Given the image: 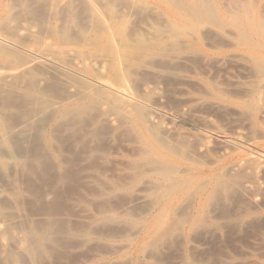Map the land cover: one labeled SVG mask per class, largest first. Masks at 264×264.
Listing matches in <instances>:
<instances>
[{
	"label": "rangeland",
	"instance_id": "obj_1",
	"mask_svg": "<svg viewBox=\"0 0 264 264\" xmlns=\"http://www.w3.org/2000/svg\"><path fill=\"white\" fill-rule=\"evenodd\" d=\"M262 3L0 0V68H6L0 69V264H264V170H257L251 188L255 197L234 187L238 195L231 187L226 193L232 195L226 198L224 191L223 199L208 205L205 217H198L208 220L207 225L199 220L192 224L197 215L192 211L180 217L164 215L163 201L148 214L135 197L143 181H158L168 174L163 167L160 172L148 171L152 163L160 162L154 150L158 146L146 144L148 134L137 120L155 91L163 94L168 103L164 106L191 115L183 122L173 120L169 117L176 109H171V115L161 120L186 144L197 146L211 127L232 138L231 109L245 95L236 81L253 70L242 51L248 44L241 39L233 14L264 16ZM232 54L238 57L232 59ZM45 59L58 66H48ZM242 63L247 67L241 68ZM183 76L191 79L184 81ZM181 84L188 95H181ZM212 101L229 110L218 109ZM181 103L186 104L180 107ZM263 120L258 125L264 132ZM258 144L262 145L259 139L249 149L256 151ZM238 153L226 155L220 166L247 155ZM25 156H31L30 161ZM32 157L37 159L31 161ZM147 159L151 160L146 164ZM141 163L147 166L140 167ZM149 190L145 194L151 195ZM185 217L189 220L181 221ZM27 246L35 251L28 252Z\"/></svg>",
	"mask_w": 264,
	"mask_h": 264
},
{
	"label": "bare ground",
	"instance_id": "obj_2",
	"mask_svg": "<svg viewBox=\"0 0 264 264\" xmlns=\"http://www.w3.org/2000/svg\"><path fill=\"white\" fill-rule=\"evenodd\" d=\"M244 1V0H243ZM236 2V1H235ZM239 2L236 3V5H238ZM255 3V1H254ZM253 3V4H254ZM263 4V3H262ZM206 6V5H203ZM234 8V3L233 5ZM255 6V5H254ZM252 7V6H251ZM261 7V6H260ZM263 10L260 9V11L264 12V4L262 5ZM206 8V7H204ZM221 8V7H220ZM236 8V7H235ZM239 8V7H237ZM246 8V7H245ZM258 8V7H257ZM222 9V8H221ZM226 9V8H224ZM210 10V9H208ZM229 10V8H228ZM240 10V9H239ZM207 11V10H206ZM222 11V10H221ZM233 11V10H231ZM231 11H229V13H231ZM246 12V11H245ZM248 12V11H247ZM195 13V12H194ZM197 13V12H196ZM199 13H202L201 11H199ZM189 14V13H188ZM191 14V13H190ZM222 14V13H221ZM198 15V14H196ZM213 15V13H212ZM232 15V14H230ZM234 17H236V25L241 27V31H240V37L243 41H245V43L247 42L248 46L244 45V47L242 48L243 54L245 56L248 57L249 61H250V66L252 67L251 71V76H247L248 74L246 73L244 75H242V73H238L240 75H242L241 79L243 78V80L241 81H236V84L239 83L241 85V88H239L240 91H243V94H245L241 100V102L239 103L238 106H236L235 108H232L231 110L234 111V114L228 113L226 115H234V119L231 122L230 127V131L232 132V138H228L218 127L212 128L210 125V122L205 125V126H209L211 127V129L209 128V130H205L201 135V141L197 146H191L193 145V143L191 145L186 144L185 142H187L185 139L184 141L181 139V137L176 134L174 127H172L171 125H168L166 123H163L161 120L165 115H171L169 112L171 111V109H173V111L176 109V111H174V113L171 115L173 120H177V121H182L185 119V117H187L188 115L185 113V111L183 110H177L178 108H168V106H164L165 104L167 105L168 103L163 102V97L162 95L158 92L155 91L154 92V96L155 98H157L153 101H151L153 98H151V100H149L148 103L145 104V111L142 113H139L137 116V120L138 123L140 124V126L144 129V131L147 132L148 137L146 139V144L147 145H157L158 148L155 147V151H156V155L157 157L160 159V162H154L152 163L151 161V165L148 168V171H151L153 173L155 172H160V169L166 168L164 171L167 170L168 174L164 175L165 173H163L162 175V179H159L158 181H148V179H146L145 181H143L142 186L140 184V187L138 188L137 191H139L142 187V189L139 191V193L135 196L137 197V200L140 204H142L145 207V211L149 212L151 210V208L154 207V205H156L158 202H165L167 208L164 211V215L167 213L172 212V214L174 216L180 217L179 215H181L183 212H189L192 211L193 215L194 213H196L197 215L196 217L200 218V216H203L206 212V208L211 207L210 204L213 202V204L215 203L214 201H216L218 199V197H222V193L225 191V195H227L228 193L231 194L230 192L226 193V190H228L229 188L232 187V190L236 189H240L241 191H243L245 194L247 191H250L251 194H249V196H252L254 189L252 190V185L254 186V179L256 177V173L257 170L258 171H263L264 170V132L259 128L258 125V121L259 119L262 120L264 119V117L262 116V114L264 115V16L262 15H257V13L252 14V13H245V15L241 14L239 11L235 12L233 14ZM193 17V16H192ZM191 17V18H192ZM199 17V16H198ZM201 17V14H200ZM238 17V19H237ZM240 19V20H239ZM242 19V20H241ZM210 20V19H209ZM207 21L206 22H211V21ZM213 20V19H212ZM205 22V23H206ZM220 22V21H219ZM213 23V22H212ZM222 23V22H221ZM224 23V21H223ZM214 24V23H213ZM221 25V24H220ZM232 25V24H230ZM234 25V24H233ZM232 25V26H233ZM192 26V25H191ZM223 26V25H222ZM196 29V28H195ZM201 29V28H200ZM202 34V33H201ZM190 36V35H189ZM202 36V35H201ZM206 38V35H203ZM233 36L235 37V35L233 34ZM195 37V36H194ZM192 38V37H191ZM233 39V38H232ZM204 40V39H203ZM205 41V40H204ZM231 43V42H230ZM232 44V43H231ZM230 44V45H231ZM206 45V44H204ZM194 46H196L194 44ZM233 46V44H232ZM231 46V47H232ZM210 47V46H209ZM216 47V46H215ZM221 47V46H220ZM234 47V46H233ZM214 48V47H212ZM225 49V47H223ZM236 48V47H235ZM200 49V48H199ZM208 51V50H206ZM229 51V50H228ZM239 51V50H238ZM222 52V51H221ZM190 54V53H189ZM211 55V53H210ZM217 55V53H216ZM235 54H232L230 57L232 59H235L236 57H238V55L234 56ZM241 56H239L240 58ZM187 59L188 57H182V59L180 58V60H184ZM229 58V57H228ZM229 58V59H230ZM244 58V57H242ZM241 58V59H242ZM192 59V56H191ZM214 59V58H213ZM220 59V58H219ZM188 60V59H187ZM185 60V62L187 61ZM221 60V59H220ZM231 60V59H230ZM240 60V59H239ZM244 60V59H243ZM242 60V61H243ZM216 61V60H215ZM227 61V60H226ZM225 61V62H226ZM183 62V61H181ZM219 62V61H218ZM231 62V61H230ZM234 61H232L233 63ZM44 63L47 64L48 66H58L57 64H54V62H52L51 60L45 59ZM184 63V62H183ZM239 63V62H238ZM235 64V63H234ZM243 64V63H242ZM242 64H240L241 68H244L245 65L243 66ZM239 65V64H237ZM56 66V67H57ZM103 66V65H102ZM181 66V65H180ZM247 67V65H246ZM59 68V67H58ZM64 68V67H63ZM100 71L98 70V73L101 72V67L99 66ZM190 68V67H189ZM250 68V67H249ZM0 69H6V68H0ZM12 69V68H11ZM49 69V68H48ZM98 69V68H97ZM97 69H95L97 71ZM177 69V68H176ZM192 69V68H191ZM190 69V70H191ZM248 69V68H247ZM245 70V72H247L248 70ZM249 69V70H251ZM55 70V68H54ZM57 70V69H56ZM104 70V69H103ZM8 71V69L6 70ZM13 72L14 70H10L9 72ZM172 71V70H170ZM182 71V70H181ZM254 71V72H253ZM5 73V71H3ZM176 72V70H175ZM191 72V71H190ZM244 72V71H242ZM6 73V74H8ZM11 74V73H10ZM8 74V75H10ZM188 74V72H187ZM194 74V73H193ZM231 74V73H230ZM239 75V76H240ZM5 76V75H4ZM127 76V75H126ZM123 77V78H126ZM194 76V75H193ZM232 77V76H231ZM31 78V77H30ZM122 78V79H123ZM234 78V76H233ZM3 79V78H0ZM191 78H189L188 76H183V80L184 81H188ZM26 80V79H25ZM4 81V80H3ZM120 81V80H118ZM206 81V80H205ZM235 81V80H234ZM123 82V81H122ZM127 82V81H126ZM129 82V80H128ZM180 82V81H179ZM177 82V83H179ZM196 82V81H195ZM198 82V81H197ZM204 82V81H203ZM232 83H234L233 81H231ZM160 83V82H159ZM158 83V84H159ZM191 82L189 81V84ZM124 84V83H123ZM122 84V85H123ZM163 84V83H162ZM161 84V85H162ZM188 84V83H187ZM188 84V85H189ZM230 84V83H229ZM109 85V84H108ZM185 84H181L179 87V90L181 91V95L185 96L188 95V90L186 89V87L184 86ZM212 85V84H211ZM220 85V84H219ZM231 85V84H230ZM124 86V85H123ZM126 86H128L126 84ZM225 86V85H224ZM83 87V86H82ZM190 88V85L188 86ZM29 88V87H28ZM36 89V87H34ZM131 87L129 86V89ZM153 88V87H152ZM158 88V86H157ZM193 88V87H192ZM221 88V87H218ZM128 89V90H129ZM148 89V88H147ZM177 89V88H176ZM191 89V88H190ZM194 89V88H193ZM196 89V87H195ZM191 89V92L195 91ZM211 89V88H210ZM231 89V88H230ZM132 92L133 89H130ZM146 90V87H145ZM161 90V89H159ZM216 90V89H215ZM218 90V89H217ZM233 90V89H232ZM238 90V88H237ZM134 91V90H133ZM198 93V90H196ZM195 91V92H196ZM201 93H205V91L202 89L200 90ZM224 91V90H222ZM37 92V91H36ZM167 92V91H165ZM221 92V91H220ZM219 92V93H220ZM226 92V90H225ZM229 90L226 92L228 93ZM39 93V92H38ZM117 93V92H116ZM218 93V94H219ZM225 93V94H226ZM236 92L234 91V97ZM5 94V93H4ZM131 94V93H130ZM133 94V93H132ZM168 94V93H167ZM166 94V95H167ZM193 94V93H192ZM206 94V93H205ZM221 94V93H220ZM223 94V93H222ZM231 92H229V97H231ZM233 94V93H232ZM239 94V93H238ZM242 94V93H241ZM129 95V94H128ZM180 95V94H179ZM130 96V95H129ZM209 96V95H208ZM29 97V96H28ZM33 97V96H32ZM35 97V96H34ZM138 97H140L138 95ZM144 97V96H142ZM140 97V98H142ZM237 97V95H236ZM235 97V98H236ZM39 98V97H37ZM127 98V97H126ZM194 98V97H191ZM199 98V97H198ZM197 98V99H198ZM240 98V97H238ZM132 99V98H129ZM144 99V98H143ZM196 99V101H197ZM211 99V98H210ZM209 99V100H210ZM30 100V99H29ZM45 100V99H44ZM167 100V99H166ZM183 101V99H180ZM185 100V99H184ZM195 100V99H193ZM212 100V99H211ZM36 101V100H35ZM42 101V100H41ZM98 101V100H97ZM108 101V100H107ZM110 101V100H109ZM120 101V100H119ZM172 101V100H171ZM188 101V100H187ZM202 101V100H201ZM215 101V99H214ZM217 101V100H216ZM34 102V100H33ZM47 102V101H45ZM122 102V101H121ZM133 102V101H132ZM176 102V101H175ZM184 102V101H183ZM195 102V101H194ZM213 102V101H212ZM224 102V101H222ZM227 102V101H226ZM111 103V101H110ZM127 103V101H126ZM189 103V102H187ZM214 103V102H213ZM49 104V103H48ZM132 104V103H131ZM143 104V103H142ZM175 104V103H174ZM186 104V103H183ZM182 103L179 104V106L181 107L183 105ZM192 104V103H191ZM215 106L218 109L221 110H227L229 108V106H222L220 105L218 102L214 103ZM51 105V103L49 104ZM130 105V104H129ZM138 105L140 106V104L138 103ZM177 105V104H176ZM190 105V104H189ZM208 105V104H207ZM197 106V105H196ZM209 106V105H208ZM141 107V106H140ZM176 107V106H175ZM187 107V106H184ZM202 107V106H201ZM210 107V106H209ZM89 108V107H88ZM8 109V108H7ZM13 109V108H11ZM121 109V108H120ZM138 109V106H137ZM143 109V108H142ZM185 109V108H184ZM1 110V109H0ZM6 110V109H5ZM40 110V109H39ZM139 110V109H138ZM192 110V109H191ZM190 110V111H191ZM229 110V109H228ZM190 111H188V113H191ZM197 111V110H196ZM215 111V110H214ZM43 112V111H42ZM137 112V110H136ZM217 112V109H216ZM224 112V111H223ZM2 113V112H1ZM32 113V112H31ZM138 113V112H137ZM30 114V113H29ZM122 114V112H121ZM193 114H196L195 111L193 112ZM198 114V113H197ZM196 114V115H197ZM200 114V112H199ZM211 114V113H210ZM209 114V115H210ZM222 114V111L221 113ZM218 113V115H220ZM39 115V114H36ZM118 115V114H117ZM123 115V114H122ZM187 115V116H186ZM212 115V114H211ZM210 115V116H211ZM260 115L262 118H260ZM42 115H39V117ZM127 116V115H126ZM191 116V115H190ZM190 116L187 117L190 118ZM195 116V115H194ZM217 116V114H216ZM28 117V116H27ZM26 117V118H27ZM30 117V115H29ZM36 117V116H35ZM69 117V116H68ZM200 117V116H199ZM218 117V116H217ZM229 117L231 118V116L229 115ZM244 118V120H239L240 118ZM43 118V117H40ZM127 118V117H126ZM129 118V117H128ZM197 118V117H196ZM212 118V116H211ZM241 118V119H242ZM46 119V117H45ZM200 119V118H199ZM202 119V118H201ZM214 119V118H213ZM28 120V119H27ZM171 120V121H173ZM191 119H189L190 122ZM195 120V119H194ZM193 120V121H194ZM208 120V119H206ZM2 121V120H1ZM34 122V120H30V122ZM192 121V120H191ZM205 121V120H203ZM212 121V120H211ZM264 121V120H263ZM175 122V121H174ZM197 122V121H195ZM261 122V121H260ZM37 123V122H36ZM222 123V122H221ZM29 125L31 123H28ZM182 124V123H181ZM32 125V124H31ZM37 125V124H36ZM35 125V126H36ZM39 125V123H38ZM42 125V124H41ZM189 125V123H188ZM197 125V124H195ZM175 126V124H174ZM200 126V125H199ZM264 126V124H263ZM203 127V126H202ZM221 129L227 130L226 126H220ZM28 127L26 126V129ZM33 129V126L30 127ZM29 128V129H30ZM43 128V127H42ZM207 128V127H205ZM38 129V128H37ZM41 129V127L39 128V130ZM198 129V128H197ZM1 132H4L3 129H1ZM31 130V129H30ZM36 130V129H35ZM28 131V130H26ZM38 131V130H37ZM29 132V131H28ZM27 132V133H28ZM24 133V132H23ZM31 133V132H30ZM227 133V132H226ZM19 134V133H18ZM22 134V133H21ZM39 134V133H38ZM230 134V133H229ZM257 134H259L261 137L257 138L256 136H258ZM5 136L7 137V134L5 133ZM4 136V137H5ZM40 136V135H39ZM5 137V138H6ZM259 137V136H258ZM259 139L262 142V145H257L258 149L256 151H252L249 149L250 144L255 143V141ZM8 140V139H7ZM30 140V139H29ZM145 140V138H144ZM9 143V141H7ZM55 142V140H54ZM4 143V142H3ZM7 143V144H8ZM188 143V142H187ZM260 143V142H259ZM12 144V143H11ZM10 144V145H11ZM18 144V143H17ZM13 145V144H12ZM5 146V145H4ZM9 146V144H8ZM55 146V145H54ZM154 147V146H153ZM13 148V147H11ZM55 148V147H54ZM53 148V149H54ZM21 149V148H20ZM19 149V150H20ZM23 149V148H22ZM2 149H0L1 152ZM14 150V149H13ZM145 150V149H144ZM142 151V150H141ZM247 152V155H245V158L238 161V162H234L229 165V163L227 165H229L228 167H221L220 166V160L222 158H224L226 155H228L231 152ZM4 152V150H3ZM7 152V151H6ZM5 152V153H6ZM58 152V151H57ZM4 153V154H5ZM15 153V152H14ZM238 153V154H239ZM3 154V155H4ZM9 152H7L6 155H8ZM13 154V153H11ZM16 155H19L17 153H15ZM145 154V153H142ZM150 154V153H149ZM237 154V153H236ZM141 155V154H140ZM148 155V154H147ZM244 155V154H243ZM23 156V155H22ZM17 157V156H16ZM21 157V156H20ZM17 157V158H20ZM26 157V156H25ZM31 157V156H30ZM29 156L26 157L27 159L30 158ZM230 157V156H229ZM1 158H3L1 156ZM13 158V157H12ZM22 158V157H21ZM24 158V157H23ZM33 159H37V158H33ZM40 159V158H38ZM49 159V158H48ZM233 159V158H232ZM148 160L151 159H147L146 164L149 163ZM26 161V160H25ZM28 161H30L28 159ZM41 161V160H40ZM228 161V160H226ZM52 162V161H51ZM145 162V159H144ZM27 163V161H26ZM42 163V162H40ZM223 163V161H222ZM25 164V163H24ZM143 164L145 165V163H141V166H143ZM13 165V164H12ZM222 165V164H221ZM14 166V165H13ZM147 166V165H145ZM10 168V166H8ZM28 167V166H27ZM43 167V166H42ZM163 167V168H161ZM63 168V167H62ZM28 169V168H27ZM30 169V168H29ZM26 170V169H25ZM33 170V168L31 169ZM50 170V169H49ZM140 169H138L139 171ZM146 170V169H145ZM144 170V171H145ZM8 171V170H7ZM29 171V170H28ZM142 173V170H140ZM32 173V172H31ZM140 173V172H139ZM264 173V172H263ZM258 174V173H257ZM1 176V175H0ZM259 176V175H257ZM4 177V176H3ZM264 177V176H262ZM261 177V179H262ZM230 178H233V180H230ZM15 179V178H14ZM264 179V178H263ZM13 180V179H12ZM11 180V181H12ZM10 181V182H11ZM16 182V181H15ZM258 182V181H257ZM259 183V182H258ZM264 183V182H263ZM261 186V185H260ZM263 186V185H262ZM235 187V188H234ZM234 188V189H233ZM256 188V187H255ZM152 190L151 195H147L145 194L146 191L148 190ZM235 189V190H236ZM149 190V191H150ZM234 192H237L235 191ZM258 190V189H257ZM260 190V189H259ZM242 192V193H243ZM221 193V195H219ZM238 193V192H237ZM240 193V192H239ZM238 193V195H240ZM249 193V192H247ZM233 194V193H232ZM231 194V195H232ZM244 194V195H245ZM219 195V196H218ZM242 195L243 197L246 198V196H248L246 194V196ZM254 197L256 196L255 194H253ZM263 195V193H262ZM261 195V196H262ZM174 196V197H173ZM237 196V195H236ZM260 196V194H259ZM260 196V197H261ZM228 197V195L226 196V198ZM241 197V196H240ZM231 198V197H230ZM250 198V197H249ZM253 198V196H252ZM257 198V197H256ZM255 198V199H256ZM223 199L220 198L219 200ZM229 199V198H228ZM232 199V198H231ZM254 199V200H255ZM136 200V199H135ZM249 201V199H248ZM251 202V201H250ZM254 202V201H253ZM218 203V201L216 202ZM260 203V202H258ZM212 204V206H213ZM223 204V202L221 203ZM253 204V203H252ZM162 205V204H160ZM255 205V203H254ZM258 206V204L256 205ZM142 208V207H141ZM155 208H153L154 210ZM210 210V209H209ZM144 211V212H145ZM251 211V210H250ZM147 212V213H148ZM156 212V211H155ZM149 214V213H148ZM191 215V213H190ZM189 215V216H190ZM206 215V214H205ZM204 215V217H205ZM210 215V214H209ZM208 215V216H209ZM146 216V215H145ZM144 216V217H145ZM148 216V215H147ZM192 216V215H191ZM212 216V215H211ZM170 217V216H168ZM182 218V217H181ZM187 220H181V221H188V217H185ZM194 219L193 222H191L192 224H197V221L200 219ZM143 219V218H142ZM173 219H175V217H173ZM192 219V218H191ZM169 220V218H168ZM177 220V219H176ZM178 220V221H180ZM164 221V220H163ZM177 221V222H178ZM192 221V220H191ZM205 220L200 221L201 224L204 223L203 225H207V221L204 222ZM161 222V219L158 220L155 223V226H159ZM164 223V222H162ZM167 223V221L165 222V224ZM182 223V222H181ZM184 223V222H183ZM186 223V222H185ZM188 223V222H187ZM206 223V224H205ZM214 223V222H213ZM176 224V222H175ZM178 224V223H177ZM180 224V223H179ZM190 224V223H189ZM199 224V223H198ZM150 225V224H149ZM163 225V224H162ZM174 225V224H172ZM191 225V224H190ZM189 225V226H190ZM177 226V225H176ZM174 226V227H176ZM197 226V225H196ZM199 226V225H198ZM173 227V226H172ZM183 227V226H182ZM195 227V226H194ZM200 227V226H199ZM198 227V228H199ZM202 227V226H201ZM204 227V226H203ZM181 228V227H180ZM196 228V227H195ZM205 228V227H204ZM161 229H165V228H161ZM179 229V227H178ZM172 230V229H170ZM174 230V229H173ZM183 230V229H182ZM169 231V229H168ZM167 233H173L172 232H168ZM180 232V229L178 230ZM41 232V231H40ZM158 232V231H156ZM176 232V231H175ZM39 233V232H38ZM166 233V234H167ZM157 234V233H156ZM160 234V233H159ZM185 234V233H184ZM168 235V234H167ZM166 235V236H167ZM166 236L164 235L165 239ZM40 237V236H39ZM157 237V236H156ZM163 237V236H161ZM163 237V238H164ZM159 238V237H158ZM168 238V237H167ZM157 239V238H156ZM161 238H159L158 240H160ZM20 241V240H19ZM24 241V240H23ZM152 241V239H151ZM168 241V240H167ZM29 242V241H28ZM33 242V241H32ZM35 242V241H34ZM27 245V244H26ZM150 245L151 242H150ZM33 246V245H32ZM36 246V245H35ZM147 247V245H146ZM31 248V246H27V251L31 252V251H35L34 248H31V250L29 249ZM36 248V247H35ZM21 253V252H20ZM19 253V254H20ZM36 253V252H35ZM20 257V256H19ZM32 257V256H31ZM35 258V255H34ZM34 259H31V261Z\"/></svg>",
	"mask_w": 264,
	"mask_h": 264
}]
</instances>
